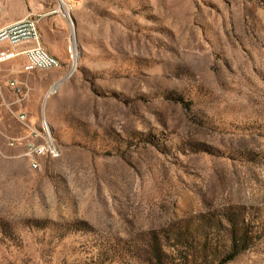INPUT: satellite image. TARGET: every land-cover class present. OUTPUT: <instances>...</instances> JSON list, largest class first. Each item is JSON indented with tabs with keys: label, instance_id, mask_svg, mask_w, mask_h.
Listing matches in <instances>:
<instances>
[{
	"label": "rangeland",
	"instance_id": "rangeland-1",
	"mask_svg": "<svg viewBox=\"0 0 264 264\" xmlns=\"http://www.w3.org/2000/svg\"><path fill=\"white\" fill-rule=\"evenodd\" d=\"M29 13L61 66H0V264H264V0H0V27Z\"/></svg>",
	"mask_w": 264,
	"mask_h": 264
},
{
	"label": "built area",
	"instance_id": "built-area-1",
	"mask_svg": "<svg viewBox=\"0 0 264 264\" xmlns=\"http://www.w3.org/2000/svg\"><path fill=\"white\" fill-rule=\"evenodd\" d=\"M43 18V15L29 13L17 21L0 27V66L23 58L24 61L18 75H29L35 71H49L61 66L59 60L50 55L41 45L39 23ZM71 60L74 61V59ZM1 80L0 70V82ZM7 86L18 97V102L29 98L30 90L23 79L18 77L10 79ZM16 117L25 129L31 131L24 138L37 137L39 140L47 141L49 153L51 147H57L56 142L42 137L40 133H33L25 113L18 112ZM19 142L20 139H11L9 145L15 147ZM39 156H41L40 152L33 157L34 167L35 159H38Z\"/></svg>",
	"mask_w": 264,
	"mask_h": 264
},
{
	"label": "bare ground",
	"instance_id": "bare-ground-1",
	"mask_svg": "<svg viewBox=\"0 0 264 264\" xmlns=\"http://www.w3.org/2000/svg\"><path fill=\"white\" fill-rule=\"evenodd\" d=\"M72 25V24H71ZM72 33H74V29H73V27H72ZM70 59H74V61H75V58H74V55H73V53L70 51ZM52 94V91H50V92H48L47 93V96H46V98H48L50 95ZM53 95V94H52ZM40 135L42 136V137H44V138H47V139H50V140H52L51 138H52V136H51V134H50V132H49V130H48V126H47V124H46V122L44 121L43 122V128H42V131H40ZM33 138V140H35V142L37 141V140H39V138H37V137H32ZM44 143L45 144H47V141H44ZM44 145V144H43ZM43 145H38V146H36L35 144H30V152H31V154H38V152H40V153H42L43 155L45 154V146H43ZM52 149H51V153H52V151H54L55 150V148L54 147H51ZM34 166V165H33ZM35 168H37L36 167V165H35Z\"/></svg>",
	"mask_w": 264,
	"mask_h": 264
},
{
	"label": "crops",
	"instance_id": "crops-1",
	"mask_svg": "<svg viewBox=\"0 0 264 264\" xmlns=\"http://www.w3.org/2000/svg\"><path fill=\"white\" fill-rule=\"evenodd\" d=\"M41 26H42V25L39 24V30H40V31H41ZM21 60H22V62L24 61L23 58H22Z\"/></svg>",
	"mask_w": 264,
	"mask_h": 264
}]
</instances>
